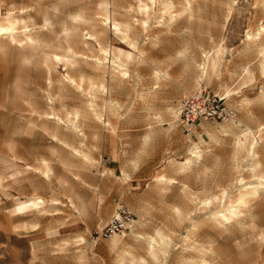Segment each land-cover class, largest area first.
Segmentation results:
<instances>
[{
	"label": "clouds",
	"instance_id": "9594fccd",
	"mask_svg": "<svg viewBox=\"0 0 264 264\" xmlns=\"http://www.w3.org/2000/svg\"><path fill=\"white\" fill-rule=\"evenodd\" d=\"M0 264H264V0H0Z\"/></svg>",
	"mask_w": 264,
	"mask_h": 264
}]
</instances>
